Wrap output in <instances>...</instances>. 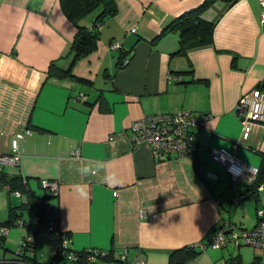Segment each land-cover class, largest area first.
<instances>
[{"label": "crops", "instance_id": "crops-1", "mask_svg": "<svg viewBox=\"0 0 264 264\" xmlns=\"http://www.w3.org/2000/svg\"><path fill=\"white\" fill-rule=\"evenodd\" d=\"M114 1L117 10L101 22L96 47L72 61L70 46L78 26L59 0H0V154L11 153L15 131H31L20 141L24 152L18 172L38 196L44 194L35 190L41 180L58 185L48 203L71 250L98 248L122 264L139 259L171 264L172 253L208 244L223 225L253 228L257 210L264 206L259 204L264 184L257 200L247 197L251 186L233 184L226 167L211 156L214 149H226L264 168V131L243 125L238 113L241 97L264 81V6L262 0H216L202 13L215 24L213 41L181 51L177 32L158 37L203 0ZM100 10L78 25L92 27ZM116 42L120 47L110 50ZM123 57L128 63L118 69ZM51 65L67 74L48 75ZM103 69L109 72L100 75ZM181 110L200 121L195 153L159 161L149 143H133V121ZM82 164L99 171L82 176L77 171ZM106 172L116 174L119 183H105ZM208 172L217 178L208 180ZM76 185H86V195ZM12 193L0 188L1 225L11 207L25 204L23 195ZM250 200L254 208L247 205ZM24 210L27 216V209L16 213L22 219ZM17 226L0 234L1 246L27 234L23 225ZM50 248L48 263L38 262L36 249L14 253L10 261L50 264ZM237 249L231 241L223 248L210 246L196 263L187 264H228L237 255L244 264H264L263 251L255 249L250 262ZM99 259V264L111 262Z\"/></svg>", "mask_w": 264, "mask_h": 264}, {"label": "built area", "instance_id": "built-area-1", "mask_svg": "<svg viewBox=\"0 0 264 264\" xmlns=\"http://www.w3.org/2000/svg\"><path fill=\"white\" fill-rule=\"evenodd\" d=\"M264 6V0H262ZM261 23L264 26V12L261 14ZM101 25L97 24V28L100 29ZM135 30V29H134ZM120 45L116 42L110 45V50H116ZM128 58L123 60L122 65L125 66L128 63ZM239 115L241 116L243 125L253 124L257 126L258 130L264 131V87L255 88L251 93L244 95L240 99L239 103ZM203 119H208L209 115H204ZM199 118L191 111L181 110L178 112H165L153 114L135 120L130 124V131H132V141L136 145L143 142L149 143L153 153L159 161H165L174 157H181L191 155L196 150L195 130L199 128ZM29 129L22 131H15L11 140V153L0 154V171L1 170H17L20 164V159L24 150L20 149V141L25 136L30 135ZM238 146L237 143L235 147ZM259 150L260 145L255 147ZM77 155L76 152L72 153ZM212 159L218 163L223 164L226 167V171L229 174L233 184L243 182L248 186H251L258 173L259 167H254L246 162L235 157L232 153L226 149H214L212 150ZM25 179V178H24ZM41 187L45 189L49 194H58V185L54 181H48L43 179L40 181ZM236 191V186H233ZM259 189V191H261ZM16 196H22L20 191H12ZM117 191H114V195H117ZM239 199V198H238ZM236 202H240V200ZM41 201L38 200V204ZM236 203V204H237ZM36 210V209H35ZM47 210L42 213H34L33 217L26 216L25 219H17L15 225H23L25 228H29L28 235L19 239L16 255H23L24 251L35 249V236L30 234L32 231L34 234L43 232L54 244L55 258H63L65 260L77 263L80 258L79 253L73 251L69 247L70 239L63 233L54 218L49 214ZM147 213L143 212L141 217H145ZM224 226V225H223ZM219 229L212 237L210 242L207 243H195L192 247L199 251H204L208 247L223 248L227 246L228 242L234 243L236 246L250 245L255 249H259L264 252V206L257 210V223L253 228H241L239 226L223 227ZM1 235L4 236L7 233V227H0ZM231 229V232L227 231ZM106 251L98 248H88L86 254V261L94 262L96 259L103 258L106 255ZM126 253L120 255V260L124 261ZM21 259H17L20 262ZM197 257L192 259L191 262L196 263ZM110 264H122L116 261ZM124 264H149L144 259H139L133 262H126Z\"/></svg>", "mask_w": 264, "mask_h": 264}, {"label": "trees", "instance_id": "trees-1", "mask_svg": "<svg viewBox=\"0 0 264 264\" xmlns=\"http://www.w3.org/2000/svg\"><path fill=\"white\" fill-rule=\"evenodd\" d=\"M215 1L216 0H203V3L199 7L177 16L167 27L163 29L158 38L169 31L177 32L180 38L181 51H185L187 47L211 43L214 37L215 24L205 20L202 17V13ZM59 2L65 15L78 26L70 46V52L73 53L72 61H74L85 56L96 47L99 36L97 24L101 25L103 18L113 15L117 8L114 0H59ZM98 8H101V10L92 27L87 28L78 25L81 18L86 17ZM126 58L128 57H123L121 59L122 61H120V63L118 62V69L123 66V60ZM66 72L64 73L62 70L54 67V65H51L48 75H63L67 74ZM260 87H264V81L261 82ZM263 184L264 168L261 170L259 169V173L254 183L251 185V193L248 194L247 197L257 200L259 197V189ZM0 188H6L10 192L15 190L20 191L26 199L25 204L10 208V214L7 221L4 222V225L0 224V227L15 225L14 223H17L15 222L17 219H22L21 216L16 214L17 210L22 208L28 210V216L30 217H33L34 213L40 214L48 208L49 214L54 218L59 227L58 216L54 213V210H52L48 203V200L55 198L56 195L49 194L45 189H43L44 194L42 196L36 195L30 190L27 178L17 170L10 171L5 169L0 171ZM38 200L41 201L40 204H38ZM26 229L29 230V228ZM87 252L88 248L85 251H82V253H79L80 258L77 261L78 263L82 264L83 262H86ZM200 253L201 251L192 246L182 247L171 254V264H187L188 262H191L192 259L196 258ZM102 259L104 261H111L110 263H112V254L107 252ZM56 260L57 258L54 257L50 264H55ZM227 263L244 264L240 255L230 257L227 260Z\"/></svg>", "mask_w": 264, "mask_h": 264}, {"label": "rangeland", "instance_id": "rangeland-1", "mask_svg": "<svg viewBox=\"0 0 264 264\" xmlns=\"http://www.w3.org/2000/svg\"><path fill=\"white\" fill-rule=\"evenodd\" d=\"M107 17L103 18V22L105 21ZM118 54V53H117ZM117 54H115V57L117 56ZM109 70L107 69H103L100 73V75L104 74V73H108ZM20 149L22 150L23 148L20 147ZM230 181V179H229ZM37 193H40L43 191V188H37L35 189ZM13 194V193H12ZM251 201V200H250ZM248 201L247 205H252V207L254 208L255 203L254 201ZM261 202V203H260ZM264 202V197L263 195H261V201H259L260 206L263 205L262 203ZM235 207L237 206H233V212L235 211ZM27 214V211L24 210V214L23 217L25 218ZM18 227V226H17ZM250 227H252V224L250 225ZM18 228H23V227H18ZM23 230L25 231V233L27 232L26 235H28V231L27 229L24 227ZM0 234H1V228H0ZM30 234L35 236V249H36V256H37V260L38 262L41 263H48L50 261L49 256L51 255V248L52 247V254L55 251V247L53 242L51 241L50 238H48L43 232H39L37 234H34L32 231L30 232ZM25 235V236H26ZM18 243H19V239L18 241L13 242V243H6V241L3 243V246L0 245V264H15L14 262H11L10 259L14 258V253L16 252L17 248H18ZM5 247L7 248V250H5ZM236 248H238L236 251L239 253H247L248 257L251 258L250 262H252L254 260V256H255V248L250 246V245H241L240 247L236 246ZM46 251V252H45ZM66 256L63 258H58L56 260L55 263L57 264H78L75 262H70L68 260H65ZM246 262V261H245ZM264 262V259L262 261V263ZM100 263V259H96L94 262H89L86 261L85 264H99ZM106 264H110V263H106ZM261 264V263H260Z\"/></svg>", "mask_w": 264, "mask_h": 264}, {"label": "clouds", "instance_id": "clouds-1", "mask_svg": "<svg viewBox=\"0 0 264 264\" xmlns=\"http://www.w3.org/2000/svg\"><path fill=\"white\" fill-rule=\"evenodd\" d=\"M77 171L82 175V176H87V175H95L99 169L94 168L92 166H89L87 164H82ZM105 183L109 184L110 186H114L119 183V177L116 174H109L106 172L105 177H104ZM86 185H76L75 188L76 190L81 194V195H86Z\"/></svg>", "mask_w": 264, "mask_h": 264}, {"label": "water", "instance_id": "water-1", "mask_svg": "<svg viewBox=\"0 0 264 264\" xmlns=\"http://www.w3.org/2000/svg\"><path fill=\"white\" fill-rule=\"evenodd\" d=\"M238 113H239V111H238ZM205 170H206L205 167H201V168H200V172H201L202 174L205 173ZM207 175H208V180H210V179H216V178H217L216 175H215L214 173H212V172H208ZM229 232H231V229H229V230L227 231V233H229Z\"/></svg>", "mask_w": 264, "mask_h": 264}]
</instances>
